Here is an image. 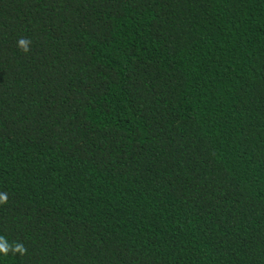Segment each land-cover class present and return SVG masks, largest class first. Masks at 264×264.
I'll return each mask as SVG.
<instances>
[{
	"label": "trees",
	"instance_id": "trees-1",
	"mask_svg": "<svg viewBox=\"0 0 264 264\" xmlns=\"http://www.w3.org/2000/svg\"><path fill=\"white\" fill-rule=\"evenodd\" d=\"M0 192V264H264V0H0Z\"/></svg>",
	"mask_w": 264,
	"mask_h": 264
},
{
	"label": "clouds",
	"instance_id": "clouds-1",
	"mask_svg": "<svg viewBox=\"0 0 264 264\" xmlns=\"http://www.w3.org/2000/svg\"><path fill=\"white\" fill-rule=\"evenodd\" d=\"M31 41L26 38H21L17 42V46L25 53H27L30 48ZM8 201V195L6 192H0V204H5ZM9 251L13 253H20L21 255H24L26 253V248L19 243H16L14 245H11L7 242L6 238L4 236H0V258L3 256H7Z\"/></svg>",
	"mask_w": 264,
	"mask_h": 264
}]
</instances>
